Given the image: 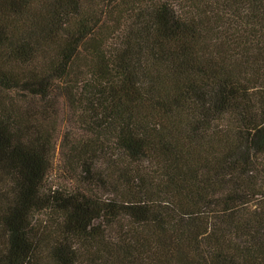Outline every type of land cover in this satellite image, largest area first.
Returning <instances> with one entry per match:
<instances>
[{
  "label": "trees",
  "instance_id": "16d2710c",
  "mask_svg": "<svg viewBox=\"0 0 264 264\" xmlns=\"http://www.w3.org/2000/svg\"><path fill=\"white\" fill-rule=\"evenodd\" d=\"M0 264H264V0H0Z\"/></svg>",
  "mask_w": 264,
  "mask_h": 264
},
{
  "label": "rangeland",
  "instance_id": "374dc122",
  "mask_svg": "<svg viewBox=\"0 0 264 264\" xmlns=\"http://www.w3.org/2000/svg\"><path fill=\"white\" fill-rule=\"evenodd\" d=\"M60 119V134L76 133L77 128L74 123L63 117L65 114L61 111ZM78 184L74 175L66 168L62 161L61 152L58 149L53 159L51 169L44 183V194L50 195L54 191H70L77 188Z\"/></svg>",
  "mask_w": 264,
  "mask_h": 264
}]
</instances>
